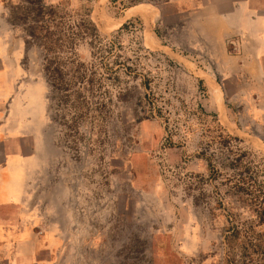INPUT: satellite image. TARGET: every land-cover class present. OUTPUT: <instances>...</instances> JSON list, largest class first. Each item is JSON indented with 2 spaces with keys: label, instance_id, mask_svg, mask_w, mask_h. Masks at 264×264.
Segmentation results:
<instances>
[{
  "label": "rangeland",
  "instance_id": "374dc122",
  "mask_svg": "<svg viewBox=\"0 0 264 264\" xmlns=\"http://www.w3.org/2000/svg\"><path fill=\"white\" fill-rule=\"evenodd\" d=\"M64 1L91 8L103 48L96 58L86 40L75 50L97 66L93 101L107 102L85 116L51 92L40 50L8 22L0 0V134L13 140L6 148L22 139V152L37 155L25 165L41 173L35 192L53 215L52 264H225L224 217L209 210L217 182L199 155L200 133L219 124L264 171L259 93H225L172 5L160 14L156 0L131 10L123 9L130 0ZM113 55L124 63L113 66L115 80L102 66Z\"/></svg>",
  "mask_w": 264,
  "mask_h": 264
},
{
  "label": "trees",
  "instance_id": "16d2710c",
  "mask_svg": "<svg viewBox=\"0 0 264 264\" xmlns=\"http://www.w3.org/2000/svg\"><path fill=\"white\" fill-rule=\"evenodd\" d=\"M139 2L130 0L123 9ZM6 3L8 22L20 31L27 44L40 50L42 70L58 101L79 110L83 116L105 106L107 102L93 101L102 87L96 77L97 66L94 61L80 60L75 53L80 41L85 40L93 50V57L102 52L91 8L72 7L64 0L57 3L7 0ZM113 45L114 41L108 42L109 49ZM113 56L102 66L115 80L118 76L112 73L113 66L124 63L120 55ZM125 68L131 71V67ZM200 139L199 155L206 161L210 180L217 182L209 210L224 217L220 232L224 263L264 264V171L253 153L240 146L242 140L219 124L203 128Z\"/></svg>",
  "mask_w": 264,
  "mask_h": 264
},
{
  "label": "crops",
  "instance_id": "0c3cea01",
  "mask_svg": "<svg viewBox=\"0 0 264 264\" xmlns=\"http://www.w3.org/2000/svg\"><path fill=\"white\" fill-rule=\"evenodd\" d=\"M156 2L162 3L160 14L166 13L164 5L173 6L190 48L207 52L229 97L257 91L264 104V0ZM10 138L0 134V264H52L59 237L48 227L53 218L48 205L42 213L35 192L41 173L25 165L37 162V155L22 152V139L18 149L6 148Z\"/></svg>",
  "mask_w": 264,
  "mask_h": 264
}]
</instances>
